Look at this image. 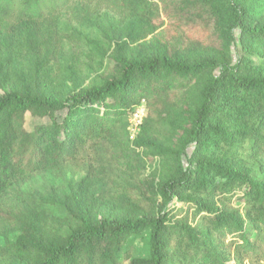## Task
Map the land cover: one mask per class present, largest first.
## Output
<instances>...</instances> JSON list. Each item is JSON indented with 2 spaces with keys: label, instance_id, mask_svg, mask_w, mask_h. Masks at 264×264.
I'll return each instance as SVG.
<instances>
[{
  "label": "trees",
  "instance_id": "trees-1",
  "mask_svg": "<svg viewBox=\"0 0 264 264\" xmlns=\"http://www.w3.org/2000/svg\"><path fill=\"white\" fill-rule=\"evenodd\" d=\"M221 1L231 19L228 31L239 30L243 43H258L264 57V21L254 20L238 0ZM221 1L0 0V41L7 47L12 35L28 28L44 44L49 27L92 2L107 3L131 17L160 13L178 25L189 12L207 23L203 15L219 13L214 9L224 5ZM194 86L201 88V96L190 112L189 136L166 147L161 138L173 127V117L178 119L174 109L167 117L161 114L166 99ZM143 101L146 118L141 133L131 141L130 121ZM28 114L48 123L27 132ZM232 121L235 124L228 126ZM211 139L237 149L249 142V154L264 172V75L214 56L191 62L162 53L123 60L116 77L68 96L57 97L40 87L32 91L23 83L21 91L0 96V215L2 199L14 184L46 168L75 162L88 147L105 143L131 159L132 170L146 168L141 150L167 167L166 175L150 187L155 217L105 215L97 223L83 217L81 226L64 241L42 251L37 264H169L172 258L185 264H226L227 257L239 264H261L264 180L206 156L202 149ZM190 144L195 146L188 156ZM240 190L244 214L218 204ZM173 201L189 205V211L169 209ZM146 233L148 254L138 258L135 242Z\"/></svg>",
  "mask_w": 264,
  "mask_h": 264
},
{
  "label": "rangeland",
  "instance_id": "rangeland-1",
  "mask_svg": "<svg viewBox=\"0 0 264 264\" xmlns=\"http://www.w3.org/2000/svg\"><path fill=\"white\" fill-rule=\"evenodd\" d=\"M238 2L254 20L264 21V0ZM226 9L225 3L217 6L214 11L219 13L211 17L202 9L205 24L189 12L178 25H173L160 13L131 17L107 3L92 2L49 27L44 44L34 31L23 28L10 37L7 47L0 41V96L5 91H21L23 83L32 91L40 87L57 97L68 96L116 77L123 60L162 53L183 56L191 62L214 56L232 66L245 64L249 72L264 75L259 44L250 40L243 43L239 30L228 31L231 19ZM217 74L214 72V76ZM200 96L201 88L194 86L166 99L161 114L167 117L174 109V115H178V119L173 117V127L161 138L166 147L187 140L190 112L198 106ZM46 123L47 119L28 114L25 129L32 132L37 125ZM234 124L232 121L228 126ZM194 146H188V156ZM249 147V142L237 149L211 139L202 151L240 168L254 179L264 180V172L259 161L249 154ZM140 154L146 168L132 170V160L123 153L105 143L96 144L75 162L46 168L14 184L1 202L0 264H37L42 251L53 242L64 241L81 226L83 217L93 223L105 215L116 219L154 218L156 206L150 187L166 175L167 167L159 159L153 160L150 152L141 150ZM243 194V190L237 191L218 204L244 214ZM173 207L189 211V205L176 201L168 206ZM147 239L146 233L136 240V257H147ZM171 260L169 264H185L178 258ZM226 264L239 263L227 257Z\"/></svg>",
  "mask_w": 264,
  "mask_h": 264
},
{
  "label": "built area",
  "instance_id": "built-area-1",
  "mask_svg": "<svg viewBox=\"0 0 264 264\" xmlns=\"http://www.w3.org/2000/svg\"><path fill=\"white\" fill-rule=\"evenodd\" d=\"M146 114H147L146 104L143 101L133 113V116L130 121L129 133H130L131 141H134L141 133V129L143 127Z\"/></svg>",
  "mask_w": 264,
  "mask_h": 264
}]
</instances>
